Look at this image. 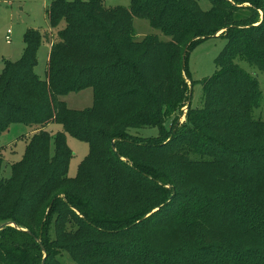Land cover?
<instances>
[{
	"label": "trees",
	"instance_id": "trees-1",
	"mask_svg": "<svg viewBox=\"0 0 264 264\" xmlns=\"http://www.w3.org/2000/svg\"><path fill=\"white\" fill-rule=\"evenodd\" d=\"M209 1L204 10L197 0H52L45 79L43 34L25 33L23 55L0 74V136L15 123L33 130L9 177L0 153V226L16 224L0 230V264H61L63 252L79 264H264V121L253 116L262 91L236 63L264 72V0L245 1V20L244 1ZM134 17L170 40H137ZM223 29L203 107L191 103L179 126L189 50ZM87 88L91 107L61 99ZM54 123L62 130H48ZM67 135L89 144L74 177Z\"/></svg>",
	"mask_w": 264,
	"mask_h": 264
},
{
	"label": "rangeland",
	"instance_id": "rangeland-1",
	"mask_svg": "<svg viewBox=\"0 0 264 264\" xmlns=\"http://www.w3.org/2000/svg\"><path fill=\"white\" fill-rule=\"evenodd\" d=\"M73 2L75 0H67ZM88 1V0H83ZM204 10H209L212 3L209 0H197ZM244 1L240 6L238 17L246 19L250 15L251 3ZM52 0H0V74L3 72L6 61H16L23 55L25 43L24 36L29 29H38L43 34V41L38 51V65L36 73L42 79L47 77L48 58L50 53V42L47 40V33H57V29L52 30L49 19L47 17V8ZM107 7H126L130 8L131 0H104ZM260 18H263V11L260 10ZM65 23H62L63 28ZM52 33H51V31ZM135 38L143 39L149 34H157L162 40L168 41L170 37L163 34L160 30L154 28L148 19L134 17ZM10 36V43L7 42L6 36ZM224 29L220 30L216 36H212L199 41L195 44L188 53L187 66L189 72L188 96L192 91V108H201L204 103V91L201 81L212 76L216 69V59L224 49L227 38L220 36L224 33ZM188 52V51H187ZM238 63L251 76L255 77L260 84L262 98L259 107L253 111V116L256 120L264 121V72L256 65L251 64L243 57L236 58ZM63 101L72 109H85L91 107L94 103V93L92 88H87L79 92H71L61 97ZM183 107V114L179 116L178 125L182 126L187 121L189 108ZM171 120L167 121V127L171 126ZM48 130L57 132L62 130L60 124H52ZM33 132L32 128L26 124H12L8 131L0 136V153L4 156L3 176H11V165L19 161L24 154L28 137ZM132 134L141 136H157V128H133L130 130ZM68 144L73 151V157L70 161L69 173L70 177H74L78 173L80 164L89 154V144L86 141L67 135ZM61 264H79L75 261L68 252H63L60 255Z\"/></svg>",
	"mask_w": 264,
	"mask_h": 264
},
{
	"label": "water",
	"instance_id": "water-1",
	"mask_svg": "<svg viewBox=\"0 0 264 264\" xmlns=\"http://www.w3.org/2000/svg\"><path fill=\"white\" fill-rule=\"evenodd\" d=\"M225 30H226V29H225ZM217 36H218V34H217ZM188 47H189V44H188V45L185 47V49H184V53H183V57H184V59L186 58L187 51H188ZM191 96H192V88H191L190 99H189V101H188L187 108H189L190 104L192 103ZM113 146H114V144H113ZM155 211H156V210H155ZM8 225L16 226L15 223H4V224H2V225L0 226V230H1L2 228H4L5 226H8ZM38 241H39V243L42 245V248L45 250V247H44V245L42 244V241H41L40 238L38 239ZM45 262H46V256L44 257V260L42 261V264H45Z\"/></svg>",
	"mask_w": 264,
	"mask_h": 264
},
{
	"label": "built area",
	"instance_id": "built-area-1",
	"mask_svg": "<svg viewBox=\"0 0 264 264\" xmlns=\"http://www.w3.org/2000/svg\"><path fill=\"white\" fill-rule=\"evenodd\" d=\"M9 32H10V31H8V35L6 36V39H7V42H8V43H10V41H11L10 36H9Z\"/></svg>",
	"mask_w": 264,
	"mask_h": 264
}]
</instances>
